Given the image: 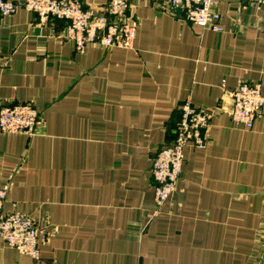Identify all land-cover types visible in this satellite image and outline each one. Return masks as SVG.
<instances>
[{
    "label": "crops",
    "instance_id": "obj_1",
    "mask_svg": "<svg viewBox=\"0 0 264 264\" xmlns=\"http://www.w3.org/2000/svg\"><path fill=\"white\" fill-rule=\"evenodd\" d=\"M128 1L139 22L130 49L79 53L66 22L40 24L22 7L0 18V110L43 115L35 137L0 130L4 211L49 232L37 260L0 238V264H264V111L236 128L230 97L243 82L264 96V7L215 0L217 34L160 0ZM187 103L210 112L209 147L186 150L177 191L153 216V158Z\"/></svg>",
    "mask_w": 264,
    "mask_h": 264
},
{
    "label": "built area",
    "instance_id": "obj_2",
    "mask_svg": "<svg viewBox=\"0 0 264 264\" xmlns=\"http://www.w3.org/2000/svg\"><path fill=\"white\" fill-rule=\"evenodd\" d=\"M169 14L217 34L223 33L222 17L215 0H160ZM255 8L264 7V0H247ZM37 15L40 24L64 21L67 27L63 39L79 53L88 46L105 49L134 46L139 22L128 15V0H109L103 10L86 9L80 0H25L22 4L0 0V18L14 15L19 8ZM231 118L236 128L251 130L264 111V96L260 82H243L230 92ZM210 112L187 103L181 108V118L171 145L155 153L151 170L157 215L174 197L186 162V150H206ZM43 124V115L32 104H18L0 110V130L5 135L35 137ZM11 184L0 186V238L4 244L35 260L40 258L41 245L49 232L30 216L15 210L5 213Z\"/></svg>",
    "mask_w": 264,
    "mask_h": 264
}]
</instances>
